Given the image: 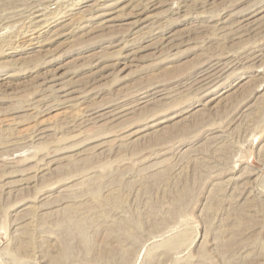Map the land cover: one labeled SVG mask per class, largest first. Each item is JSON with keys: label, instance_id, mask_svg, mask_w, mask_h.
<instances>
[{"label": "rangeland", "instance_id": "rangeland-1", "mask_svg": "<svg viewBox=\"0 0 264 264\" xmlns=\"http://www.w3.org/2000/svg\"><path fill=\"white\" fill-rule=\"evenodd\" d=\"M99 1L0 0V264H264V0Z\"/></svg>", "mask_w": 264, "mask_h": 264}, {"label": "bare ground", "instance_id": "bare-ground-1", "mask_svg": "<svg viewBox=\"0 0 264 264\" xmlns=\"http://www.w3.org/2000/svg\"><path fill=\"white\" fill-rule=\"evenodd\" d=\"M103 1H104V0H103ZM103 1H102V2H103ZM99 2H100V1H99ZM99 2H98V3H99ZM102 2H100V3H102ZM113 2H115V1H113ZM113 2H112V3H113ZM104 3H105V2H104ZM108 4H109V3H108ZM115 4H116V3H115ZM97 5H98V4H97ZM104 5H105V4H104ZM109 5H110V4H109ZM101 6H102V5H101ZM50 7H51V6H50ZM108 7H109V6H108ZM112 7H113V6H112ZM96 8H98V6H97ZM46 10H47V8H46ZM110 10H111V9H110ZM44 11H45V9H44ZM114 11H115V10H114ZM45 12H46V11H45ZM98 12H99V11H98ZM103 12H104V11H103ZM107 12H108V11H107ZM42 13H43V12H42ZM42 13H41V14H42ZM110 14H111V13H110ZM34 15H35V14H34ZM104 16H105V15H104ZM45 17H46V16H45ZM34 18H35V17H34ZM105 18H106V17H105ZM47 19H49V18H47ZM88 19H89V18H88ZM106 19H107V18H106ZM34 20H35V19H34ZM101 20H102V19H101ZM103 20H104V19H103ZM254 20H255V19H254ZM29 21H30V20H29ZM32 21H33V20H32ZM43 21H44V20H43ZM91 21H92V20H91ZM99 21H100V20H99ZM103 22H104V21H103ZM150 22H151V21H150ZM19 23H20V22H19ZM44 23H45V22H44ZM48 23H49V22H48ZM255 23H256V22H255ZM32 24H33V23H32ZM42 24H43V23H42ZM46 24H47V23H46ZM100 24H101V22H100ZM29 27H30V26H29ZM32 27H33V26H32ZM35 27H36V26H35ZM35 27H34V28H35ZM37 27H38V26H37ZM40 27H41V26H40ZM41 28L44 29L43 27H41ZM35 29H36V28H35ZM39 30H40V29H39ZM47 30H48V29H47ZM41 31H42V30H41ZM48 31H49V30H48ZM37 32H38V31H37ZM51 32H52V31H51ZM38 33H39V32H38ZM47 33H48V32H47ZM41 34H42V33H41ZM55 35H56V34H55ZM41 36H42V35H41ZM154 36H155V35H154ZM32 38H33V37H32ZM32 42H33V41H32ZM37 43H39V42H37ZM32 44H33V43H32ZM36 45H37V44H36ZM40 45H41V44H40ZM124 55H125V53H124ZM220 67H221V66H220ZM220 67H219V68H220ZM222 68H223V67H222ZM224 68H225V67H224ZM225 69H226V68H225ZM213 71H214V70H212V71H211V70H208V72L205 73L206 78L211 77V75H213L214 72H216V71H214V72H213ZM214 75H215V74H214ZM203 76H204V75H203ZM54 78H55V77H54ZM54 78H53V79H54ZM204 78H205V77H204ZM219 78H220V77H219ZM64 79H65V78H64ZM56 80H57V79H56ZM205 80H207V79H205ZM59 84H60V83H59ZM60 85H61V84H60ZM211 88H212V87H211ZM60 90H61V92H62V90H64V89H60ZM67 91H68V90H67ZM67 94H68V93H67ZM69 94H70V93H69ZM145 95H146V94H145ZM55 96H56V95H55ZM60 96H61V94H60ZM66 96H67V95H66ZM64 99H66V98H64ZM78 99H79V98H78ZM148 99H149V98H148ZM150 100H151V99H150ZM67 101H68V100H67ZM73 101H74V100H73ZM144 101H145V100H144ZM156 101H157V100H156ZM68 102H69V101H68ZM70 102H71V101H70ZM140 102H141V101H140ZM141 104H142V103H141ZM124 110H125V109H122V110H119V111H115V113L118 115L120 112H122V111H124ZM127 110H128V109H127ZM92 111H93V110H92ZM124 112H125V111H124ZM122 113H123V112H122ZM155 114H156V113H155ZM114 115H115V114H114ZM125 115H126V114H124V116H125ZM108 116H109V115H108ZM122 116H123V115H122ZM122 118H123V117H122ZM90 120H91V119H90ZM153 122H154V121H153ZM156 122H157V121H156ZM161 123H162V122H161ZM156 124H157V123H156ZM0 134H1V133H0ZM145 134H146V133H145ZM145 134H144V135H145ZM144 135H143V136H144ZM14 159H15V158H14ZM10 160H11V159H10ZM8 163H9V162H8ZM44 167H45V166H44ZM40 168H41V167H40ZM44 171H45V170H44ZM45 175H46V174H45ZM83 225H84V224H83ZM80 228H81V227H80ZM84 229H85V228H84ZM82 230H83V229H82ZM80 232H81V231H80ZM80 232H79V233H80ZM81 234H82V233H81ZM85 235H86V233H85ZM85 235H84V236H85ZM85 239H86V237H85ZM85 239H84V240H85ZM87 242H88V241H87ZM87 244H88V243H87Z\"/></svg>", "mask_w": 264, "mask_h": 264}]
</instances>
